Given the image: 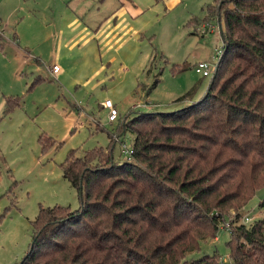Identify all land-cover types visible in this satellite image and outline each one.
Listing matches in <instances>:
<instances>
[{
	"label": "rangeland",
	"instance_id": "rangeland-1",
	"mask_svg": "<svg viewBox=\"0 0 264 264\" xmlns=\"http://www.w3.org/2000/svg\"><path fill=\"white\" fill-rule=\"evenodd\" d=\"M213 1L174 0L171 7L160 0H0V264L21 263L40 206L80 208L60 170L70 151L81 157L110 148L123 163L122 148L134 141L121 130L124 120L181 110L189 102L178 99L194 86L193 99L204 96L210 77L194 66L217 65L219 23L211 21L208 31L187 24L203 21ZM119 7L129 9L126 20L97 34ZM6 99L18 104L10 113ZM106 101L117 114L111 123ZM237 214V224L245 215L246 226L264 220V187L247 206L228 210L225 224ZM225 224L185 260L217 253L228 263Z\"/></svg>",
	"mask_w": 264,
	"mask_h": 264
},
{
	"label": "trees",
	"instance_id": "trees-1",
	"mask_svg": "<svg viewBox=\"0 0 264 264\" xmlns=\"http://www.w3.org/2000/svg\"><path fill=\"white\" fill-rule=\"evenodd\" d=\"M204 11L187 25L223 23L204 96L194 100V86L181 110L124 120L134 141L123 163L110 148L70 151L60 170L80 208L40 206L20 264H264V220L237 224L238 214L228 263L217 253L185 260L264 187V0H214ZM6 102L5 113L18 107Z\"/></svg>",
	"mask_w": 264,
	"mask_h": 264
},
{
	"label": "built area",
	"instance_id": "built-area-1",
	"mask_svg": "<svg viewBox=\"0 0 264 264\" xmlns=\"http://www.w3.org/2000/svg\"><path fill=\"white\" fill-rule=\"evenodd\" d=\"M0 28H1V22H0ZM215 70V66L214 67H211V65L207 64V63H203V62H199L197 63L195 66H194V72L203 77V78H209L211 77V75L213 74ZM52 72L53 73H56L57 72V68L56 67H53L52 68ZM104 107L106 108V110H108L110 113H109V116H108V121L109 122H114L117 120V114L116 112L114 111V108H113V105L111 104L110 101H106L104 103ZM122 153L123 155L125 156H130L131 153H132V150L128 147H123L122 148ZM243 220H244V223L243 224H247L250 222V219L247 215H245L243 217ZM226 227H227V230H228V224H226Z\"/></svg>",
	"mask_w": 264,
	"mask_h": 264
},
{
	"label": "crops",
	"instance_id": "crops-1",
	"mask_svg": "<svg viewBox=\"0 0 264 264\" xmlns=\"http://www.w3.org/2000/svg\"><path fill=\"white\" fill-rule=\"evenodd\" d=\"M163 2V4L166 6V4H171V7L173 6L174 0H160ZM129 9H126L125 7H119L116 9L113 13L110 15H107L97 26L95 32L97 34H106L108 33V30L110 31L111 29L117 27L116 23L118 22H123L126 20V17L128 16ZM141 14V11L139 8H137V12L134 15H139ZM1 22V21H0ZM114 24L112 25V23ZM111 123V122H110Z\"/></svg>",
	"mask_w": 264,
	"mask_h": 264
},
{
	"label": "water",
	"instance_id": "water-1",
	"mask_svg": "<svg viewBox=\"0 0 264 264\" xmlns=\"http://www.w3.org/2000/svg\"><path fill=\"white\" fill-rule=\"evenodd\" d=\"M219 33L222 34V29L220 25H219Z\"/></svg>",
	"mask_w": 264,
	"mask_h": 264
}]
</instances>
